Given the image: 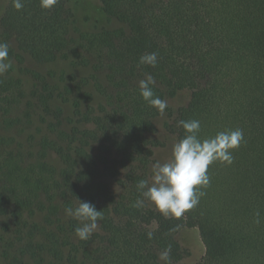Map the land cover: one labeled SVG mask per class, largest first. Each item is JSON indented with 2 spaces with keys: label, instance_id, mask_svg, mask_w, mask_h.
I'll return each mask as SVG.
<instances>
[{
  "label": "trees",
  "instance_id": "16d2710c",
  "mask_svg": "<svg viewBox=\"0 0 264 264\" xmlns=\"http://www.w3.org/2000/svg\"><path fill=\"white\" fill-rule=\"evenodd\" d=\"M68 2L43 9L40 0H24L17 10L10 0L0 17V42H14L38 62L54 61L69 44L74 14ZM101 3L105 14L123 26L103 28L88 40L97 55L83 84L92 81L100 99L78 97L67 116L62 106L52 109L53 94L43 97L59 131L58 138L44 142L43 156L50 148L62 163L55 180L68 207L79 198L103 213L99 229L88 240L78 238L75 248L94 247L93 264H163L158 254L171 247V264H181L186 251L176 235L188 226L198 227L205 245L195 264H264V0ZM152 52L158 54L156 66L140 64V57ZM146 73L166 86V92L153 86L163 100L166 94L190 92L188 103L170 110L166 122L178 140L185 135L182 120H199L201 139L228 129L244 132L245 143L232 151L234 162L209 167L206 195L180 218L165 217L147 200L141 208L133 206L143 199L137 184L148 180L146 168L160 144L150 137L160 113L138 86ZM9 88L0 76V97L8 99ZM24 171L0 163V203L17 224L42 191L40 182L23 177ZM50 251L56 264L77 262L72 255L65 263L59 247Z\"/></svg>",
  "mask_w": 264,
  "mask_h": 264
},
{
  "label": "rangeland",
  "instance_id": "374dc122",
  "mask_svg": "<svg viewBox=\"0 0 264 264\" xmlns=\"http://www.w3.org/2000/svg\"><path fill=\"white\" fill-rule=\"evenodd\" d=\"M9 1L0 0V17ZM67 6L74 14L69 44L54 61L38 62L20 51L14 42H8L12 66L2 75L10 88L5 93L8 99L0 97V163L9 162L14 169L24 167L23 177L28 175L40 182L42 191L35 200L37 205L33 210L25 211L20 224L10 216L7 206L0 203V264H56L51 247L62 250L65 263L67 259L71 262L74 255H77V262L71 264L94 263V247L74 246L78 241L74 232L77 226L74 219L65 215L66 196L55 180L56 169L62 163L50 148L46 147L47 155L43 156L44 142L55 140L59 134L54 130L53 123H57L54 113L47 110L43 97L53 94L52 109L62 106L67 116L72 115V103L78 97L86 99L88 94H94L96 100L100 99L92 81L83 84L93 73L92 64L96 63L97 55L88 40L103 28L113 29L123 24L105 14L101 0H69ZM86 61L90 62L88 66ZM156 84L167 91L165 85L158 81ZM189 99L188 90L173 97L166 94L165 115L154 119L157 130L150 135L160 144L154 147L153 160L146 168L148 180L152 175V164L168 161L172 145L178 141L177 136L166 128L170 110L187 104ZM67 121L65 118L69 127ZM107 181L118 190L111 179L107 178ZM149 205L156 209L151 202ZM176 236L186 251L181 264H195L205 254L198 227L185 226ZM41 244L43 248L39 247Z\"/></svg>",
  "mask_w": 264,
  "mask_h": 264
},
{
  "label": "clouds",
  "instance_id": "9594fccd",
  "mask_svg": "<svg viewBox=\"0 0 264 264\" xmlns=\"http://www.w3.org/2000/svg\"><path fill=\"white\" fill-rule=\"evenodd\" d=\"M17 10L24 7V0H12ZM58 0H40L43 9H52ZM140 64L155 67L158 62L156 52L148 53L140 57ZM9 57V45L0 42V76L11 68ZM156 80L150 73L139 81V89L142 98L155 107L161 116L165 115L168 106L167 101L156 96L153 86ZM179 126L185 131L183 138L172 145L171 158L161 163L152 164L150 180H140L137 190L143 199H137L133 206L141 208L145 200L155 205L156 209L165 217H182L186 212L197 207L201 197L206 195L204 189L210 186L209 167L215 162L231 165L234 162L232 151L245 143L242 129H228L218 132L214 137L201 139V122L199 120H182ZM65 215L78 221L74 229L75 235L80 240H88L99 229L103 219L101 210L91 202L82 201L78 198L75 207L65 208ZM257 224L261 222L260 213H256ZM151 238V233L149 234ZM171 247L165 248L158 254L159 261L163 264H171Z\"/></svg>",
  "mask_w": 264,
  "mask_h": 264
}]
</instances>
